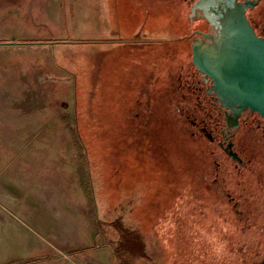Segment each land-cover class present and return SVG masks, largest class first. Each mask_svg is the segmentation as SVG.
<instances>
[{
    "label": "rangeland",
    "instance_id": "1",
    "mask_svg": "<svg viewBox=\"0 0 264 264\" xmlns=\"http://www.w3.org/2000/svg\"><path fill=\"white\" fill-rule=\"evenodd\" d=\"M102 1L0 0V264H264L258 216L213 212L158 104L134 129L156 58L125 36L165 32L164 0H105L108 40Z\"/></svg>",
    "mask_w": 264,
    "mask_h": 264
},
{
    "label": "flooded vegetation",
    "instance_id": "2",
    "mask_svg": "<svg viewBox=\"0 0 264 264\" xmlns=\"http://www.w3.org/2000/svg\"><path fill=\"white\" fill-rule=\"evenodd\" d=\"M197 1L164 0L159 5L165 7V32L155 37L150 33L140 37L137 30L128 34L132 41L143 42L140 48L156 58L148 68L142 66L144 77L133 82L137 101L145 104L142 120L133 121L134 129L147 131L155 119L152 103L158 104L164 125L170 119L171 128L188 141L193 178L213 202V212L258 216L256 228L264 244V118L250 109L237 114L224 106L211 89V79L193 63L194 41L210 32L205 9ZM138 2L144 7L142 3L150 5L151 1ZM246 15L255 32L264 36V0L248 7ZM161 55L163 61H159ZM152 76L164 85H152Z\"/></svg>",
    "mask_w": 264,
    "mask_h": 264
},
{
    "label": "water",
    "instance_id": "3",
    "mask_svg": "<svg viewBox=\"0 0 264 264\" xmlns=\"http://www.w3.org/2000/svg\"><path fill=\"white\" fill-rule=\"evenodd\" d=\"M257 2L198 0L210 32L194 41L192 61L211 79V89L224 106L237 114L250 109L264 118V36L246 15Z\"/></svg>",
    "mask_w": 264,
    "mask_h": 264
},
{
    "label": "crops",
    "instance_id": "4",
    "mask_svg": "<svg viewBox=\"0 0 264 264\" xmlns=\"http://www.w3.org/2000/svg\"><path fill=\"white\" fill-rule=\"evenodd\" d=\"M98 18L101 22V27H102V33H103V38L100 39H106L108 40L109 38H107L109 36V34H111L112 38L113 36H120L122 31L121 28L114 20L113 17V9L110 5V2L103 0L102 1V5L100 8V13L98 14ZM116 24V25H115ZM129 37V35H126L125 37ZM102 37V36H101ZM114 39V38H113Z\"/></svg>",
    "mask_w": 264,
    "mask_h": 264
}]
</instances>
